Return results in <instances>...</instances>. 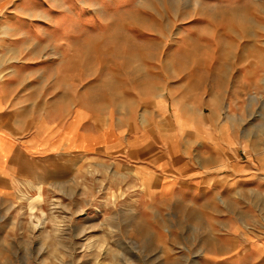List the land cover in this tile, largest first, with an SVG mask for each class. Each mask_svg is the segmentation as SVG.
Instances as JSON below:
<instances>
[{
    "label": "rangeland",
    "instance_id": "rangeland-1",
    "mask_svg": "<svg viewBox=\"0 0 264 264\" xmlns=\"http://www.w3.org/2000/svg\"><path fill=\"white\" fill-rule=\"evenodd\" d=\"M10 66L42 76L27 128L86 145L0 177V264L257 263L264 0H0Z\"/></svg>",
    "mask_w": 264,
    "mask_h": 264
},
{
    "label": "crops",
    "instance_id": "crops-1",
    "mask_svg": "<svg viewBox=\"0 0 264 264\" xmlns=\"http://www.w3.org/2000/svg\"><path fill=\"white\" fill-rule=\"evenodd\" d=\"M8 69L7 74L3 75L2 80H0V177H5L7 169L16 156L19 161L29 154L53 153L54 150L61 147L68 152L84 150L86 145L84 133L77 134L73 127L74 123H80L79 119L76 121L75 118L71 119L70 127L66 131L62 130L61 127L59 129L56 124L57 126L51 130L52 132L50 131L45 135L27 128L26 124L31 126V123L34 122L35 125L37 122L35 117L31 118V115L39 111V104L36 100L41 98L42 94L41 92L38 94L34 87L38 82H41L42 76L22 77L17 66H10ZM74 112L76 115L87 114L84 105L79 106ZM83 120L82 117L81 123ZM12 123H15L16 126L11 127ZM26 130L30 132L28 131V133ZM163 168L161 165L157 167V170L162 171ZM150 174L152 175L151 171H147L145 176L149 175L150 177ZM167 179L168 182H166L165 187L169 189L172 179ZM175 179L173 181L179 182L181 176H177ZM254 258L258 260L256 264H264V250L257 251V256H246L247 260H254ZM246 264H251V262L247 261Z\"/></svg>",
    "mask_w": 264,
    "mask_h": 264
}]
</instances>
